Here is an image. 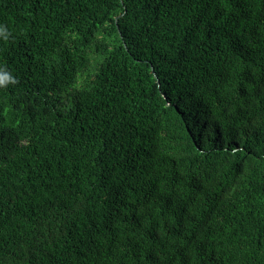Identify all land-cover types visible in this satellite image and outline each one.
Returning <instances> with one entry per match:
<instances>
[{"label":"trees","instance_id":"1","mask_svg":"<svg viewBox=\"0 0 264 264\" xmlns=\"http://www.w3.org/2000/svg\"><path fill=\"white\" fill-rule=\"evenodd\" d=\"M0 264H264V0H0Z\"/></svg>","mask_w":264,"mask_h":264},{"label":"clouds","instance_id":"2","mask_svg":"<svg viewBox=\"0 0 264 264\" xmlns=\"http://www.w3.org/2000/svg\"><path fill=\"white\" fill-rule=\"evenodd\" d=\"M0 31H3L2 28H0ZM14 77H12L10 74L3 72L0 73V86H6L8 84L15 83Z\"/></svg>","mask_w":264,"mask_h":264}]
</instances>
